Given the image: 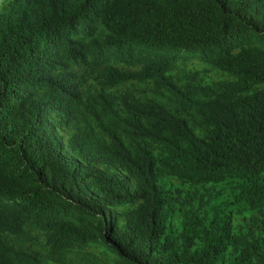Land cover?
Returning a JSON list of instances; mask_svg holds the SVG:
<instances>
[{
	"label": "trees",
	"instance_id": "16d2710c",
	"mask_svg": "<svg viewBox=\"0 0 264 264\" xmlns=\"http://www.w3.org/2000/svg\"><path fill=\"white\" fill-rule=\"evenodd\" d=\"M0 264H264V0H0Z\"/></svg>",
	"mask_w": 264,
	"mask_h": 264
},
{
	"label": "rangeland",
	"instance_id": "374dc122",
	"mask_svg": "<svg viewBox=\"0 0 264 264\" xmlns=\"http://www.w3.org/2000/svg\"><path fill=\"white\" fill-rule=\"evenodd\" d=\"M260 87H262V85H260Z\"/></svg>",
	"mask_w": 264,
	"mask_h": 264
}]
</instances>
